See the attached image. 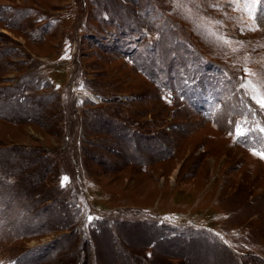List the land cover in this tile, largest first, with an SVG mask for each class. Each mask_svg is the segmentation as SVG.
Segmentation results:
<instances>
[{
	"label": "rangeland",
	"instance_id": "rangeland-1",
	"mask_svg": "<svg viewBox=\"0 0 264 264\" xmlns=\"http://www.w3.org/2000/svg\"><path fill=\"white\" fill-rule=\"evenodd\" d=\"M264 0H0V264H264Z\"/></svg>",
	"mask_w": 264,
	"mask_h": 264
},
{
	"label": "snow or ice",
	"instance_id": "snow-or-ice-1",
	"mask_svg": "<svg viewBox=\"0 0 264 264\" xmlns=\"http://www.w3.org/2000/svg\"><path fill=\"white\" fill-rule=\"evenodd\" d=\"M260 155H261V158H264V153H261Z\"/></svg>",
	"mask_w": 264,
	"mask_h": 264
}]
</instances>
